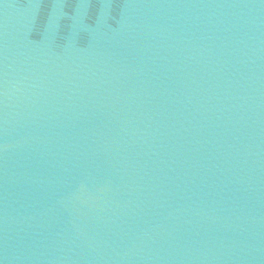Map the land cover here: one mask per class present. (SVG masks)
<instances>
[{"label":"water","instance_id":"water-1","mask_svg":"<svg viewBox=\"0 0 264 264\" xmlns=\"http://www.w3.org/2000/svg\"><path fill=\"white\" fill-rule=\"evenodd\" d=\"M70 8L0 0V264H264V0Z\"/></svg>","mask_w":264,"mask_h":264},{"label":"snow or ice","instance_id":"snow-or-ice-1","mask_svg":"<svg viewBox=\"0 0 264 264\" xmlns=\"http://www.w3.org/2000/svg\"><path fill=\"white\" fill-rule=\"evenodd\" d=\"M85 2L88 8V14H94L105 4V0H85ZM79 3H80V0H64L65 12L71 11L70 5H78ZM53 23L54 25H57L55 21Z\"/></svg>","mask_w":264,"mask_h":264}]
</instances>
